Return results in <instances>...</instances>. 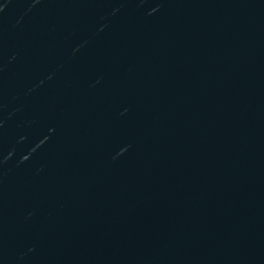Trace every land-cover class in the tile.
<instances>
[{"label": "water", "instance_id": "95a60500", "mask_svg": "<svg viewBox=\"0 0 264 264\" xmlns=\"http://www.w3.org/2000/svg\"><path fill=\"white\" fill-rule=\"evenodd\" d=\"M0 264H264V0H0Z\"/></svg>", "mask_w": 264, "mask_h": 264}]
</instances>
